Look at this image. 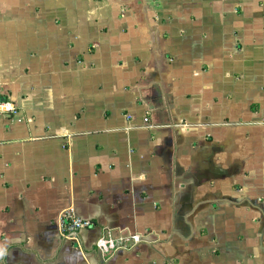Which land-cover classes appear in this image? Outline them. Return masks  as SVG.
I'll list each match as a JSON object with an SVG mask.
<instances>
[{"label": "crops", "instance_id": "obj_1", "mask_svg": "<svg viewBox=\"0 0 264 264\" xmlns=\"http://www.w3.org/2000/svg\"><path fill=\"white\" fill-rule=\"evenodd\" d=\"M0 98V264H264V0H0Z\"/></svg>", "mask_w": 264, "mask_h": 264}, {"label": "built area", "instance_id": "obj_2", "mask_svg": "<svg viewBox=\"0 0 264 264\" xmlns=\"http://www.w3.org/2000/svg\"><path fill=\"white\" fill-rule=\"evenodd\" d=\"M15 113V105L9 100H3L0 98V114L12 116ZM92 226L93 224L90 220L78 217L72 208H68L62 216L60 234L64 238L73 237L80 230L88 229ZM99 247H103V249H105L104 243L99 244Z\"/></svg>", "mask_w": 264, "mask_h": 264}, {"label": "clouds", "instance_id": "obj_3", "mask_svg": "<svg viewBox=\"0 0 264 264\" xmlns=\"http://www.w3.org/2000/svg\"><path fill=\"white\" fill-rule=\"evenodd\" d=\"M7 255V249L3 246H0V258L4 257Z\"/></svg>", "mask_w": 264, "mask_h": 264}]
</instances>
